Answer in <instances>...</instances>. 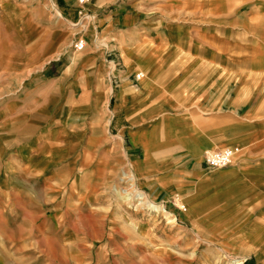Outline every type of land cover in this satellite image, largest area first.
Instances as JSON below:
<instances>
[{
	"label": "crops",
	"instance_id": "1",
	"mask_svg": "<svg viewBox=\"0 0 264 264\" xmlns=\"http://www.w3.org/2000/svg\"><path fill=\"white\" fill-rule=\"evenodd\" d=\"M115 1L91 0L89 9L98 15ZM172 1L203 7L180 21L149 18L145 37L138 26L133 32L117 27L127 16H98L95 23L113 32L130 67L105 72L104 49L90 50L91 68L70 62L53 69L6 104L10 119L0 129V148L8 149L12 171L29 178L36 172L53 192L66 181L93 179L95 168L102 188L127 161L151 199H180L183 228L195 241L211 242L243 264H264V0ZM236 6L245 9L232 11ZM65 42L53 46L48 62L60 60ZM136 66L147 76L128 73ZM137 72L145 78L134 83ZM29 130L44 136L35 152L14 143ZM222 144L240 146L234 162L207 170L204 152ZM29 154L40 158L30 164ZM87 218L92 229V215Z\"/></svg>",
	"mask_w": 264,
	"mask_h": 264
},
{
	"label": "rangeland",
	"instance_id": "2",
	"mask_svg": "<svg viewBox=\"0 0 264 264\" xmlns=\"http://www.w3.org/2000/svg\"><path fill=\"white\" fill-rule=\"evenodd\" d=\"M90 1L80 8L75 0H63L61 7L58 0H0V120L4 121L0 129L10 119L4 112L9 101L20 99L45 81L53 69L70 62L78 69L91 68L90 50L97 53L106 50L109 61L102 62L106 64L105 72L123 74L130 67L126 57L119 54L113 32L102 31L105 25L95 23L98 16L110 15L120 20L127 16L128 21L118 23L117 27L133 32L134 26H138L137 35L145 37L150 34L149 18L167 16L180 21L203 7L190 1L182 5L166 0V6H159L154 3L165 4V1L116 0L95 15L89 9ZM115 9L121 12L112 14ZM223 13L228 14L229 9ZM63 38L66 42L58 55L60 60L48 62L55 57L51 51L53 46ZM78 39L87 42L81 51L74 47ZM41 45L45 47L43 52ZM144 46L149 48L150 44ZM139 70L147 76L141 66L128 73ZM83 78L91 81L92 75L84 74ZM133 80L137 83L140 79L133 77ZM111 110L107 107L108 115ZM42 138L41 131L29 130L17 133L14 143L30 145V152H35L43 146ZM230 146L222 144L217 149ZM6 150L0 148V264H237L244 259L222 255L211 242L195 241L192 230L183 228L181 209L172 204L173 197L169 201L151 199L130 173L127 161L102 188L98 189L95 168L93 179L66 181L53 192L44 187L36 172L29 178L12 171L10 167L15 163L5 155ZM25 157L33 160L30 164L40 158L37 154ZM128 183L132 191L135 187L144 194L142 197L152 206L163 204L166 211L159 207L153 211L145 206L133 209L127 201L133 193L126 189ZM90 214L92 229L88 227ZM171 219L174 221L170 223Z\"/></svg>",
	"mask_w": 264,
	"mask_h": 264
},
{
	"label": "built area",
	"instance_id": "3",
	"mask_svg": "<svg viewBox=\"0 0 264 264\" xmlns=\"http://www.w3.org/2000/svg\"><path fill=\"white\" fill-rule=\"evenodd\" d=\"M75 1L80 8H83L89 0H75ZM85 46H86V42L83 39H78L74 44L76 51L83 50L85 48ZM143 76H144V74L142 72H137L134 75V78L136 80H139ZM238 151H239L238 148H232V147H225V148H221V149H214V150L205 151L203 154V164L207 170L221 169L223 167L231 165L234 162ZM124 174H126V173H124ZM123 177H125V175L121 177L122 178L121 181H123ZM129 187H130V184L128 183V185L126 186V189H130ZM134 190H133V193H135V194L132 196V198L130 200L129 199L127 200L130 202V205L133 209H137V207H144L145 206V207H147L153 211L156 210L157 207H159V209L161 211H166L165 206L163 204L160 206H158V205L152 206L150 202H148L144 197H142L144 194L138 192L135 189V187H134ZM121 191L124 192L123 189ZM172 204L176 208L183 209V205L177 196H175L173 198Z\"/></svg>",
	"mask_w": 264,
	"mask_h": 264
},
{
	"label": "bare ground",
	"instance_id": "4",
	"mask_svg": "<svg viewBox=\"0 0 264 264\" xmlns=\"http://www.w3.org/2000/svg\"><path fill=\"white\" fill-rule=\"evenodd\" d=\"M57 13H58V15H59V12L57 11ZM60 16V15H59ZM132 185V184H131ZM128 191H132L131 189L130 190H128ZM124 192H126V189H124ZM133 192V191H132ZM135 193H132V194H130V197L129 198H127V200L129 199H131L132 198V196L134 195ZM171 221H174V219H171L169 222L171 223ZM241 261V260H240ZM240 261H238V262H240ZM237 262V264H243V261H241V263H238Z\"/></svg>",
	"mask_w": 264,
	"mask_h": 264
}]
</instances>
